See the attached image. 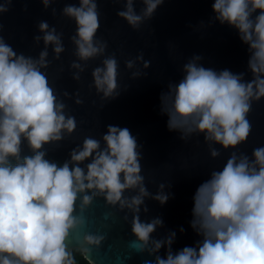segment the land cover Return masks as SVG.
I'll return each instance as SVG.
<instances>
[{"label": "clouds", "instance_id": "clouds-1", "mask_svg": "<svg viewBox=\"0 0 264 264\" xmlns=\"http://www.w3.org/2000/svg\"><path fill=\"white\" fill-rule=\"evenodd\" d=\"M39 2L47 8L52 0ZM122 2L117 17L138 30L165 0H141L139 12L134 0ZM6 11V4H0V14ZM211 13L246 46L252 78L244 80V73L227 68L217 72L204 67L197 56L183 65V78L159 96L169 132H178L182 140L193 133L202 136L212 158L220 154L214 145L230 152L192 196L189 226L198 240L175 253L171 248L175 232L156 239L152 233L162 225L161 218H140L141 205L150 193L141 174L136 137L127 127L109 124L99 140L86 136L59 166L46 159L44 146L61 140L62 131L72 133L76 121L65 116L64 105L40 70L47 67V51L33 60L17 54L0 38V264H80L77 253L94 264L90 256L100 251L106 234L88 231L85 214L97 197L108 208L131 213L128 247L132 251L151 256L164 248L163 257L156 254L143 264H264V145L254 148L250 157L238 151L251 131L247 119L251 101L264 98V0H212ZM61 14L75 24L70 39L78 59L103 57L91 72L96 91L103 97L118 95L116 56H105L107 42L96 36V0L67 4ZM38 28L46 48L52 45L59 58L64 51L61 34L45 21ZM126 65L131 68L133 61ZM148 65L144 61V67ZM72 67L81 65L73 62ZM22 141L30 155L21 156ZM152 198L163 206L169 197L158 193ZM109 216L107 212L106 221ZM124 218L128 220V215Z\"/></svg>", "mask_w": 264, "mask_h": 264}, {"label": "water", "instance_id": "water-1", "mask_svg": "<svg viewBox=\"0 0 264 264\" xmlns=\"http://www.w3.org/2000/svg\"><path fill=\"white\" fill-rule=\"evenodd\" d=\"M96 3L99 13L96 36L107 42L104 55L115 54L118 62L116 91L119 94L113 97H103L93 84L91 72L101 65L103 57L85 62L75 55V45L70 39L75 33V24L61 13L67 4L78 6V0H52L47 8L39 0H11V4L0 0V4L8 7V11L0 14V38L17 54L33 60L47 51V67L40 70L47 75L57 101L64 105L65 116L71 115L76 121L72 133L62 131L61 140L44 146L46 159L59 166L69 159L72 149L82 145L86 136L99 140L109 124L127 127L136 137L137 150L141 153V174L150 193L141 205L140 218L145 221L161 218L162 225L152 236L163 240L170 232H175L171 246L175 253L198 240L189 226L192 196L211 171L223 166L230 152L214 145L220 154L212 158L210 145L202 136L193 133L182 140L178 132H169L167 116L160 111L159 96L167 91L170 83L174 85L183 78V65L197 56L200 58L197 63L204 67L217 72L225 68L234 73L242 72L243 79L250 80L249 54L235 31L213 19L212 0H165L138 30L117 17V11L123 7L122 0H96ZM142 7L141 0H134L137 12ZM41 21L61 34L64 51L59 58L53 46L46 48L43 42L38 28ZM127 60L133 61L131 68L127 67ZM144 61L149 62L148 67H144ZM73 62L80 64L83 70L72 67ZM77 99L81 102L76 103ZM251 103L247 116L251 131L246 143L238 147L239 152L249 157L254 148L264 145V98ZM30 154L26 141H22L21 156ZM135 191L128 190L130 194ZM158 193L169 197L163 206L152 198ZM107 212L110 216L106 221ZM85 215L88 231L106 234L100 251L90 256L94 264H143L146 259L154 260L156 254L164 256L163 247L151 256L147 251L138 253L128 247L132 237L131 213L127 209L108 208L103 198L97 197Z\"/></svg>", "mask_w": 264, "mask_h": 264}, {"label": "trees", "instance_id": "trees-1", "mask_svg": "<svg viewBox=\"0 0 264 264\" xmlns=\"http://www.w3.org/2000/svg\"><path fill=\"white\" fill-rule=\"evenodd\" d=\"M77 259L79 260L80 264H88V262L83 258H81L78 253H77Z\"/></svg>", "mask_w": 264, "mask_h": 264}]
</instances>
